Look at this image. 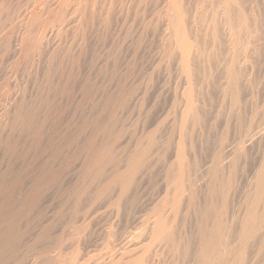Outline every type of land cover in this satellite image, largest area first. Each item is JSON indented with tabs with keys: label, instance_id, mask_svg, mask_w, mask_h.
Instances as JSON below:
<instances>
[{
	"label": "rangeland",
	"instance_id": "obj_1",
	"mask_svg": "<svg viewBox=\"0 0 264 264\" xmlns=\"http://www.w3.org/2000/svg\"><path fill=\"white\" fill-rule=\"evenodd\" d=\"M7 1L9 2V0H6V1L4 0V2H6V3H5V5H2L4 2H3V0L2 1L0 0V2H3V3H1V5L4 6V8H3V10H4L3 14L4 15L3 16H5V11L6 10L8 12L10 11L9 13H11V12L12 13H11L10 17L7 18L8 20H6V18H4L7 22L6 21L4 22V19L1 22V25L3 23H5V25L3 24L5 28H3V26L0 27V28H2L3 31H5L7 34L5 32H2V29H0L1 30L0 33H2V34H0V36L1 35L4 36V33L6 35H8V33H11V35L9 34L8 36L5 35L6 37L4 36L5 40L10 37L11 39H8V40L14 41V44H15L16 38L21 37V36H24V38H25V35H23V34H26V36H27L28 34L31 33L29 38H28L29 35L26 37V38H28L26 40V42L29 41V39L31 38V40H33V41L30 40L29 43H31L33 47L31 46V44H30V47H29L28 42H27L26 44L28 46L26 45L24 47V48H27V49L21 50V51L24 52V53H21L18 46L16 48L17 51L15 50L16 46L11 41V43H12L11 47L13 45L12 48L16 52L12 51L13 49L10 47L9 49H10L11 53H10L9 50H8L9 52L6 53V51L2 50V48H1V44L5 41L4 37L1 36L4 41L1 40V38H0V40H1L0 41V43H1L0 44V49H1L0 51H1V53L2 52L4 53L2 55L0 53V58H1L0 59V104H1L0 105V107H1L0 114L2 116H3V111L5 110V109L3 110L2 108H7V105H8L9 108H7V109H13L15 107L14 104L17 101H19V102L20 101L23 102L24 100L26 101V99L28 97L27 93L29 95V97H28L29 99H27L26 102H30L31 103L32 100L34 101V99H35V101L37 100V102L39 103L40 102L39 99L42 98L41 95L42 96L43 95L46 96V91L44 89L42 90V93L40 91L41 88H45L44 86H46L45 85L46 84L45 83V80H46L45 77L48 78L49 73L50 72L53 73V71H54V73L57 74V77H60V76L62 77V75L58 76V72L60 71V73H61V70H62L63 72L61 74L65 73V71H66L65 75L63 74V77L65 79V77H67V72L69 73L70 69H71V71L73 72L74 77L78 78V79L75 78L76 79L75 80V84H76L75 86H77V88H73L72 89V88H70V86H68V87H66V88H68L66 91H65L66 88H64V87H63L64 89L63 88L61 89V86H59V85H62V86L64 85L65 86V84H66V80H64L65 81V84H64L63 79H61L63 83L61 84V82H60L59 85H57L58 88L60 87L59 91H58L57 87L55 89L57 94H58V96H57V94L55 95V93H54L53 99L51 97L50 100H51L52 103L55 102V103H53L52 106H54L56 108L57 105L58 106L60 105L59 109H60V107H62L63 109H60V110L58 109V111H57V108H56V111L58 112L57 115H59V113H60L58 120H56L58 116L54 117L56 114H55V108L53 107L54 110H52V115L50 114L49 122H48L49 130H47V128H46L47 131H49L51 133V130L53 131L54 128L51 129L50 125H52V127H56L59 124L60 128L59 127L58 128L61 131L62 130L64 131V128H65L64 125H65V126H67L65 128V130H66L65 133L66 132L68 133L69 131L70 132H72V131L74 132V129L72 130V128L69 127V126H71L70 122H72V119L74 118L73 122L76 121V124H77V123H80V120H83V118H85V117H82L83 116L82 114H81L82 118L81 117L79 118V115H76V113L79 114V111L76 108V106L85 107V105H86L87 107H85L84 109H81V107L80 108L78 107L80 112L83 111V113H84L85 109H86V112L90 111V110H87L88 107H89V109H91V108L93 109L94 108L93 105L95 103V105H96L95 107L98 106L97 110H99L100 109L99 107L103 106L102 103L104 104L106 102L105 100L107 98H104V97L105 96L107 97V95L110 96L111 95L110 91H113L112 93L116 94L115 95L116 97L113 94L111 95V96L115 97V99L113 100L114 102L119 101V99L122 102H124V100H122V99L125 98V96L128 95L127 101L130 99L129 101L132 103V105H131L130 102L129 103H124V104H127L128 106L125 105L124 108L122 109L120 107H122L124 104L120 103L121 104L120 105L119 102H117V104L114 103V106H113V104H111L109 102H107L108 105L106 103H105L106 105L104 104V106H106V107L103 106L105 108V110L103 112L106 111L105 112L106 114L104 113L105 115H103V119H107L109 117V119H107V121L105 120L106 121L105 124H109L110 125L112 123V121H114L113 122L114 124H111V126L108 127V133H110V134L106 133V135L108 134L109 136H112V133H113V136H112V138L110 137L111 139L110 140L108 139V141L105 140L106 138H109L108 135H107V137H104V138L100 137L97 141L101 142V140L104 139L105 142L110 143L112 140H115L117 138L115 135H118V133H116V132L117 131L120 132L119 135H121L122 137L121 136L119 137V135H118V140H119L120 143H119V146L117 145L118 149H116L117 150L116 153L120 149L119 152H120V154H122L120 156H124L123 161H122V163H120V165L122 164L124 166V164L126 162V159H127L126 158L127 157L126 154H129V153H131L134 150V148L136 147V143L135 142H136L138 137H139L138 139L141 140V143H142L143 146H145V145L147 146L148 144H150V142H152L154 138L157 139V143L160 142L159 144L164 142V143H162V147H161V145L155 143V145L153 146L154 148H151L153 151L152 150H151L152 152L150 151L152 154L150 153L148 157H150L151 155H153V156L148 158L149 159L148 161L146 160L147 161L146 164H148L149 161L152 162V164H150V162H149V164H148L149 166H147V167H146V165L144 166V167L147 168V170H146V168H143L145 171L141 170L139 172L140 174L137 173V174H139L138 176L136 174L137 177L134 176L135 177L134 179H136V178H139V179H136V182H135V180L133 181L135 183V184H133L134 186L131 188V190L128 193L122 194L121 199L119 201L115 200V198L117 197V195L119 193L118 188H117L118 193L116 192V195H115V197L113 198L112 201L107 200L108 198L105 195L103 197L99 196L100 198L98 197V200L99 199L100 200L104 199L106 197L105 198V202H103L104 200H101V202H103L105 205L103 203H100V200L98 201L97 200V196L95 195V193H97V190H98V187H99V182L101 180H103L104 177L99 178L101 180L98 179L97 180L98 183L97 182H93L92 185L95 184V188H97V190L94 193V190H95V189L93 190L94 186L90 185L92 183V181H90L91 177L90 178H89V176L87 178L84 177L83 180L86 178V180H84V181L82 179L80 180L78 178L79 177L78 174H79L80 171L76 170V168L77 169L81 168L80 163L83 160V158L85 157L84 156L85 154L84 155H80V154H83V153L78 151V149L75 151V149L78 148L77 144H74L75 147H74V145H72L74 149L71 146L69 148H66L67 151H68V149H69V151L68 152L65 151V152H66V154L68 153V155H70L69 157H71V159L73 158L72 156H73L74 152H72L71 154L69 152L72 151V149L75 152L78 151L77 153H75L74 160L72 161L75 164L70 163L71 162L70 161L68 165H70V164L71 165L73 164V165L66 167L67 169L66 168L62 169L63 168L62 164L56 163L57 165H55V166L57 168H59V172L61 170H63V172H64V173L62 171L60 172V173H63L62 174L63 177L58 173V176L60 175L61 177L60 176L59 177L62 178V179L59 180V177H57L58 180L55 181V183L52 182L54 184H51V182H49V184L46 185L49 188L46 187L44 189V191H46V193H42L43 194L42 195L43 198L40 196L41 195L40 192H42L43 188L42 187L40 188V189H42L41 191L39 189V194H40L39 195V199L40 200L37 199V201H40V202L36 203L37 205H35V207H34L35 210L33 208L31 213L29 214V216L27 215V216H25V218L23 220H21V222H22L21 225H20L21 229L22 228H23L22 230L25 229L26 232H29L28 233L29 235H30V233L31 234H33V233L37 234V232L39 233V232H42L43 230H45L46 226H47V229L48 228H52L55 224H57V222H56L57 218L58 219L60 218L58 220L60 222H58V224L55 225L54 228H52V231H55V233L58 235L59 232H63V230H64L63 233L73 230V229H65V227H64L65 225L63 223V222H66L68 220V217L70 215H72V216L76 215L77 218H80L81 221L83 219L81 217L82 216L84 217L85 215H87V216H85V218L88 217V219L86 218L85 220L86 221L88 220V221L85 222V223H82V226L84 225L83 226L84 228L81 226V230H80V231H82L84 229L85 232L87 231V234L86 233H84V234H85V236L87 235L86 238H88V240L86 239L87 243L85 244L84 247H86V249L87 248H91V249H87V251H86V253H87L86 257L88 259H90V260L92 259L91 261H88L87 264L88 263L89 264H94V263L96 264V262L98 261V260H95V259H97L96 256L98 257V259H100L97 262V264H99V263L100 264H105L106 263L105 260L107 259L106 256H110L112 254V252L110 253V251L114 252V251H117V250H118L119 253L121 252L120 250H122V253L130 251L131 254L129 253V254H127V256L129 255V258H131L133 260L134 258L137 257V255L139 256V254H141V251L144 248L146 249L147 247H150V249H151L152 246H153L152 249H151L152 253L157 252L156 253L157 256H159L161 261H162V263H159V264H179V260H176L177 258H171V257H174V255H172L170 253V251L166 250L165 246H162L163 245L162 243H164V242H160L159 240L157 241L156 239H155L156 240L155 241L153 238L149 237V236H151L150 232L154 233V234L174 232V234H176L177 236L181 237V241L184 242L187 239V236H188L189 233H194L195 234V232H196V229H195V223H196V220H197L196 216L194 214H192L191 212H189V213L187 212V210H186V201L180 202V198L179 199H174V196L176 195V192L178 191L179 186L176 183H172V182L170 183L168 181V174H169L170 166L173 165L175 167V172L174 173L177 176V183L179 184V181H178L179 174L183 170L182 167L184 166V163H186L187 166H189L191 168V167L194 166L195 161H197V160L198 161L199 160L203 161V159H205L207 156H209L210 153L214 150L215 145L217 144L216 140L221 138L222 135L224 134V132L226 131V127L225 126H226V123L228 121H230V132H231L230 135L231 134L233 135V133H234L233 131H234L235 127L237 126V124L235 123L236 119L234 117V119H235V121H234L233 117H231V119L228 120V114H229V110L231 108V100H230V97L228 95L224 94L223 86L226 83V80H225V78H226L225 75L226 74H224V73H226L225 72V69H226L225 64L227 65L228 60H229V59H227L228 56H226V55H229V53H231L230 52L231 51V45L230 44H231V41H232L231 38H233V36H232L233 32L238 27L237 26L232 27V24L229 23V19L228 18H232V19L237 20V8L238 7H240L242 9V11L246 13L247 17H248V15L250 13L252 15H254L255 13L253 14L251 12V5H253V4H251L250 2L254 1V2H257L259 4V1H260V5H262V7L261 6H259V7L263 9L264 0L263 1L262 0H256V1L255 0H251V1L250 0H179L180 2H182L186 13L190 15V16L187 15V17H186V14H185L186 18H185V22H184L186 30H187V33H188V37L190 38V41L192 43L195 42V45L197 47V48L196 47L195 48L198 49L197 51H199V53H200V56H199L198 59L196 58V59H193L191 61V63L194 65V66L191 65V67H194L193 69H197V68L199 69V70L197 69L198 72H196L197 70H194V73H198V74L197 75L194 74L197 77L196 76H195L196 78L193 77L194 78V81H193V87L194 88L192 87V93H194L193 94L194 98L197 97L196 96L197 94L199 96V97L195 98V100L197 101L196 105L198 107L195 108L194 111H192V113H194V112L198 113L200 118L202 119V121L194 123L193 121H196V120L192 119V116H190L189 117L190 119L188 120L187 124L185 126H183L184 135H183L182 138H180L181 135L179 136V134H181V130L180 129L182 128V113H183L182 112V106L184 105L185 102L183 103L184 99L181 97V94L184 92V90L188 86V85H186V84H188L187 83L188 81L186 80L187 79V77H186L187 73L185 72L186 76H184L185 75L184 72L180 71L182 69H181V66H179L180 64H179L178 60L180 58L179 57L180 53L178 51L175 50L178 53L177 54L175 52V54H177L176 56L175 55H171V54H174V53H172V51L174 49H171V51H169V53H166L167 51H164L165 50L164 48L167 46V44H169V42H172L174 40H179L180 41L182 39V37H180L181 35H179V25H178L179 22L177 21L179 13L181 12L180 11V7H177L176 4L174 2H172V0H168L167 3H164V0H51V1L50 0H44V1L43 0H24V1L23 0L22 1H20V0L19 1L18 0L17 1L10 0L9 3ZM39 1H41L42 3L39 2ZM48 2L50 4V7H48ZM13 3H14L15 6L12 5ZM63 3H65V6L63 5ZM261 3H263V4H261ZM7 4L10 5V6H8ZM19 4H21L20 5L21 7L19 6ZM44 4H45V6L47 4V6H46L47 8L43 7ZM167 4H169V5H167ZM6 5L8 7L5 10ZM17 5L19 7H16ZM37 5H40L43 8L40 9V7L37 6ZM60 5L62 6V8H61ZM76 5L79 6V7H77ZM11 6H12V8H11ZM33 6H34V8H33ZM56 6H58V9L60 11L57 9ZM80 6H81V8H80ZM84 6L86 7V9H85ZM23 7H24V9H23ZM30 7H31L32 10L30 9ZM53 7H54V9H53ZM44 8H46V9H44ZM48 8H49V10H48ZM10 9H12V11ZM79 9L81 10V12H80ZM262 9H260V10H262ZM13 10H15V12ZM26 10L28 11V13L26 12ZM86 10H87V12H86ZM105 10H106V12H103ZM16 11H17V13H16ZM40 11H41V14H40ZM56 11H59V14L55 13ZM255 11L257 12V10H255ZM23 12L26 15L30 14V13L33 14L35 22L41 23L42 26H39L37 24L36 27H38V29H36L35 26L33 27V25H32V28L34 29V31H33V29H30V30L33 31V32H31L30 30H29L30 32L29 31L27 32V30H24V29H26V28H24L25 25H23L24 27L20 26L21 20L24 17H27ZM33 12H35V13H33ZM36 13L39 14V15L37 16ZM43 13H44V15H42ZM102 13H103V15H102ZM12 14H15V15H12ZM22 14H24L25 16L22 15ZM74 14H75V16H74ZM110 14L112 15V17L110 16ZM69 15H71V16H69ZM92 15H94V17L97 20H95V18H93ZM20 16H22V18ZM35 16L37 18H35ZM40 16L43 17L42 18L43 21L42 22L36 21V19L39 20ZM51 16H52V18H51ZM59 16L60 17L63 16V17L60 18ZM85 16L87 18H84ZM107 16H108V18L109 17H111V18L108 19ZM17 17H19V19H21V20L19 21V19ZM45 17L46 18L49 17V18L46 19ZM70 17H71V19H70ZM89 17H92V20ZM251 17H254V16H251ZM50 18L51 19L55 18V19L51 20ZM44 19H45L46 22L44 21ZM67 19H69V20H67ZM83 19L86 20V22L90 19L91 21H94L95 23H93V22H91L89 20L91 25L89 24V22H87V23L85 22V25H84V23H83L84 20ZM106 19H108V20H106ZM187 19H189V20H187ZM190 19H192V21H190ZM49 20L53 21L54 23H52ZM104 20H106L108 22H106ZM193 20H195V24H194ZM235 20H233V21H235ZM74 21L77 24L76 25L74 23L75 26L73 24ZM44 22L49 27H47V26H45L46 28L43 27L45 25ZM97 22H99V23L96 24ZM11 23H12V25H11ZM28 23H29V21H28ZM32 23H33V21H32ZM81 23H83V25L85 27L88 26V25L89 26L86 29L83 25H80ZM105 23H108V24H105ZM215 23H217V25H218V31L215 28ZM18 24H19L20 27L18 26ZM24 24L27 25V23H24ZM33 24H35V23H33ZM50 24H51V26H50ZM53 24L56 27L53 26ZM67 26H70V27H67ZM76 26L77 27L79 26V27L77 28ZM102 26H104V27H102ZM12 27L14 29L15 28L16 29L14 30ZM51 27H52V29L54 31L49 29ZM92 27H94V28H92ZM57 28L59 30H57ZM80 28L82 29V31H81ZM96 28H98V29H96ZM11 29H12V31H11ZM19 29H22L21 31L23 33L22 32L20 33ZM46 29L49 30V31H47ZM18 30H19V32H18ZM66 30H67L66 33L68 35L66 33H63ZM38 31H39V33H38ZM59 31H60L61 34L62 33L63 34L61 35L59 33ZM75 31H77V32L75 33ZM107 31H108V33H107ZM44 33H45V35H44ZM90 33H91V35H90ZM18 34H20L21 36L18 35ZM55 34H57V35H55ZM59 34H60V36H59ZM263 34H262L261 37L264 36ZM12 35H13V37H15V36L16 37L13 38ZM48 35H50V36H48ZM85 35H87V36H85ZM44 36H46V37H44ZM73 36H74V38H73ZM76 36L79 37V38L82 36L80 38V41L78 40L79 38H77ZM83 36L87 37V38L85 39V38H83ZM48 37L50 38V40L52 39L51 42H50ZM36 38L38 39V41H37ZM41 39H42V41H41ZM70 39H72V40H70ZM230 39H231V41H229ZM263 39H264V37H263ZM263 39H262L261 42H263ZM67 40L70 43H68ZM35 41H37L40 46H38L37 42H35ZM32 42H34V43H32ZM83 42H85L86 45ZM261 42L259 41L258 44L261 43ZM35 43H36V45H35ZM67 43L69 45H67ZM72 43H73V45H72ZM33 44L35 45V47H37L38 50L34 47ZM53 44H54V46H53ZM45 45H47V46H45ZM71 45H72L73 48L71 47ZM228 45L230 47H228ZM41 46L42 47L45 46V47L42 48ZM70 47H71V51L69 50ZM32 48H33V50H32ZM195 48H194V50H196ZM227 48L228 49L230 48V50L226 51ZM3 49H7V48H5L3 46ZM28 49L31 51V53L28 51L29 54L27 53ZM47 49H48V51H47ZM263 49H262V52H261L263 54L262 55H257V56H260L258 60L255 58L256 57L255 55H253L255 57L252 56L253 58H255V59L252 58L253 60H255V64H257L256 66L255 65L254 66L257 68V66L259 64V66L257 68L258 70L255 67H253V65H250V67L248 66L249 68L252 67V71H251V69L249 70V68H248V72H246L244 74L243 80H242V85H243L242 89H245V91H246V94H245V91H244V94H245V97H247V99L249 100V102H247L249 108H250V105L252 104L251 101H253V102L255 101L254 103L258 102L260 104H264V101H262V99L264 98V64H263L264 61H262V59H261V62H260L261 56L263 58V55H264V50ZM41 50H43V51H41ZM33 51H35V52H33ZM51 52H53L55 54H53ZM67 52H68V54H66ZM72 52L74 53V55L77 53V55H75V57L77 56V58L74 59V55H72L73 54ZM82 52H85V53H82ZM164 52H165V54H164ZM226 52H227V54L225 55L226 56L225 57L224 53H226ZM25 53H27L28 55L25 54ZM60 53H62V54L60 55ZM5 54L6 55L10 54L11 56L10 55L9 56L8 55L5 56ZM23 54L26 55L27 57L28 56L29 57L25 58L26 56H24ZM31 54H33L34 56H32ZM82 54H83V57H82ZM163 54L166 55V56H164ZM169 54H170L171 57L169 56ZM14 55L18 56V57L23 55V56L20 57L22 60L20 58H19L20 59L19 60L18 57L15 58ZM53 55H56V56H53ZM68 55H69V58L67 57ZM70 55L73 56L74 60L71 58L72 56L70 57ZM163 56L166 57V58L169 57L170 60H168L169 58L165 59ZM173 56H175V57H173ZM3 57H4V59H3ZM54 57H55L56 60H55V62L53 64L51 61L54 59ZM63 57L65 59H63ZM66 57H67L68 60L72 59L71 63L70 62L68 63L69 65L67 64L68 60L66 59ZM224 57L227 60H225ZM23 58H25V59H23ZM36 59H38V60H36ZM47 59H49V60L51 59V61H49ZM59 59H61L62 61H60ZM2 60H5V61H2ZM33 60H34V63H32ZM95 60H97L100 64L97 61H95ZM263 60H264V58H263ZM74 61H75V64H74ZM83 61H85V62H83ZM256 61L259 62V63H256ZM56 62H57V64H56ZM78 62L80 64H78ZM174 62H176V63H174ZM24 63H25V65H24ZM38 63H40V65ZM60 63L61 64L66 63L71 68H68V66L66 67V64L63 66ZM94 63H95V65H94ZM16 64H18V65H16ZM34 64H36V65L34 66ZM51 64H52L53 69L50 66ZM101 64H103V65H101ZM105 64H106V66H105ZM169 64H170V66H169ZM175 64H176L177 67L175 66ZM200 64H203V66L200 65ZM15 65L18 66V67H15ZM80 65H81V68H80ZM204 65L206 66V69L204 68ZM39 66H40V69H39ZM60 66H62V67H60ZM73 66H75V68ZM103 66H105V67H103ZM35 67H36V69H35ZM64 67H66V69ZM76 67L77 68L79 67L80 70H82V71H80V73H79V70L77 71ZM200 67H202L203 70ZM30 68L33 69V70H31ZM253 68H255V69H253ZM44 69H46V70H44ZM50 69H52V70H50ZM56 69H57V72H55ZM72 69H74L75 71L72 70ZM37 70L38 71L40 70L39 72H41L42 74L45 75V77H44V75H42L40 73H36L37 77L38 76L40 77V75H41V78H39V77L38 78L40 80L42 79L43 80V81L41 80L42 82L40 80L38 81V78L36 77V74H33L35 72H38ZM67 70H69V71H67ZM46 71H48V72H46ZM91 71H94V72H91ZM177 71L179 73H177ZM201 71H203V72H201ZM205 71H206V73H204ZM255 71H257V72H255ZM72 72H70V73L72 74ZM76 72L78 73V75H77ZM180 72H181V74H180ZM253 72H255V73L253 74ZM81 73H83V74H81ZM91 73H92V75H91ZM99 73L101 74V76H100ZM182 74H184V75H182ZM201 74H203L204 76L208 75L209 77L205 76V78H206L205 79V78H203L204 77L203 75L201 76ZM178 75H182L181 77L179 76L180 78H182V77L185 78V79H183V78L181 79V81H183V83L180 81ZM86 76L88 78H86ZM198 76H200V77L198 78ZM34 77H36V78H34ZM82 77H83V80L86 78L84 80V81H86V83L89 81V85L88 86H89V88L91 87L92 89L90 91L88 90L89 93H90V94H88V96L80 98L81 93L76 91V89H78L79 85L83 84L82 82H84V81H82ZM92 78H94L96 80V82ZM208 78H209V80H208ZM34 79L35 80L37 79V80L35 81ZM89 79L91 80V82H90ZM195 79H196V81H195ZM184 80H186V81H184ZM76 81H77V83H76ZM153 81H155V82H153ZM39 82H41V83L39 84ZM46 82H47V80H46ZM185 82H186V84H185ZM246 82H247V84L249 85V88L252 91H250V89L247 88L248 86L246 85ZM97 83H98V85H97ZM41 84H42V86H41ZM91 84H94V85H92L93 87L91 86ZM101 84H102V86H101ZM145 84L147 85V87H146ZM37 85H38L39 91H36ZM54 86H56V85H54ZM148 86L150 88L151 87L152 88L150 89ZM89 88H87V89H89ZM117 88H119V89H117ZM133 88H135V89H133ZM26 89H28V90H26ZM60 89H61V91H63V92L65 91V92L61 93ZM74 89H75V91H74ZM136 89H137L138 92L140 91V93H141V94L138 93L139 96H141L142 94L145 95V96L143 95L144 96V101L141 100V99H143V96L139 97L138 94H137V91H136V93H133V90H136ZM125 90H128V91H125ZM142 90H143V93H142ZM24 91L27 92V93H25ZM30 91H32V92H30ZM101 91H102V93H101ZM103 91L106 94L103 93ZM22 92H24V93L21 94ZM35 92H37V94H35ZM93 92H95V93H93ZM119 92L121 94H127V95H124L122 97V95L119 94L121 96V98H122L121 99L118 96ZM128 92L130 93V95H131V92L133 93V95H137V96H135V99H132L131 96H133V95L129 96ZM31 93H32V95H31ZM97 93H99V94H97ZM108 93H110V95ZM75 94H77L79 96H77ZM148 94H149V96H148ZM155 94H156V96H155ZM21 95H22V97H21ZM36 95H39L40 98L38 96H36ZM63 95H65V96H63ZM34 96H35V98H34ZM45 96L43 97L44 99L42 98L43 100L46 99ZM94 96H95L96 99L94 98ZM99 96H102V98L104 100L101 97H100L101 100H98V99H100ZM151 96L153 98H151ZM251 96L253 97V99H252ZM19 97H20V99H19ZM24 97H26V99ZM78 97L81 100H83L82 103H79L81 101H80V99H77ZM88 97H90L89 99H91V100L94 99L95 102L92 104V101L87 99ZM117 97L119 99L116 100ZM173 97H177V98L180 97L181 99L178 100L177 98L175 99ZM32 98H34V99H32ZM56 98H58V101H57ZM133 98H134V96H133ZM136 98H137V100H138V98L140 99V100H138L139 102L136 100ZM14 99H15V101L17 99L18 100L15 102ZM42 99H41V102H44ZM131 99H132V101H131ZM155 99H156V102H155ZM52 100H54V101H52ZM148 100H150V101H148ZM175 100H176V104H175V102H173ZM59 101H61L62 105H61V103L58 104ZM88 101L89 102L91 101L90 103L92 105ZM11 102H12V104L10 105ZM13 102H14V104H13ZM26 102H25V104H26ZM56 102H58V103L56 104ZM137 102L138 103L142 102V106H141V104H140V106H137L136 105ZM156 103H157V105H156ZM54 104H56V105H54ZM88 104H90V105L88 106ZM97 104H99V105H97ZM115 104H116L117 108H116ZM181 104H182V106H180ZM26 105H29V104H26ZM10 106H12V107H10ZM107 106L109 108H110V106H112L110 108L112 110L110 111L109 108L107 109ZM130 106H131V108H130ZM66 107L67 108L69 107V108L67 109ZM113 107H115L117 110L113 109ZM118 107H119L120 110L122 109L123 111L122 110L120 111L118 109ZM151 107H153L154 109L151 108ZM65 108L67 109V111H66ZM155 108H158V110L157 109L155 110ZM92 109H91V113H92ZM124 109H125V111H124ZM68 111L70 113V116H69ZM72 111L76 112L75 113L76 116L73 115L74 113ZM146 113H148V114H146ZM109 114H111L112 116L109 115ZM1 115H0V117H1L0 123L2 124V120L4 119V117H2ZM113 115H114V118H113ZM51 116L54 119H52ZM61 116H63V117H61ZM118 117L121 118V119H119ZM68 118H69L70 121L68 120ZM110 118L111 119L113 118V119L111 120ZM125 118H126V120H123ZM60 119H62V120H60ZM78 119H79V121H77ZM52 120H54V121L56 120V121L54 122ZM66 120H68V121H66ZM127 120H128V122H127ZM144 120L147 121V124L149 123V125H150V127H147L148 129H146V125L147 124L145 125L146 122ZM151 120H154V123L157 121V123H155V124L153 123L154 125H151L152 122H153ZM51 121L53 122V124L55 123L54 125H56V126L51 124L52 123ZM57 121H59V122H57ZM116 122H118L119 125ZM150 122H151V124H150ZM115 123L118 126H120V127L118 128V126H116ZM142 123L144 124L145 127L143 126ZM62 124H64L63 125L64 128H62ZM112 125H114V127L116 126L115 128H118V129L115 130V132L113 130L114 127H112ZM138 126H139V128H138ZM142 126L144 127V129L141 130V128H143ZM72 127H73V125H72ZM120 129H121V131L123 130L124 132L123 131L121 132ZM153 129H155V130H153ZM0 133H2V132H0ZM61 133H64V132H61ZM88 134H84V137H82L83 136L82 135L81 139H86ZM0 135H1L0 136V140L3 139V136L6 137V135H4V134H0ZM127 135H129V136L127 137ZM114 137H115V139H114ZM128 138H130V139H128ZM204 138H205V141H203ZM208 141H209V145L206 144ZM180 142H181V144H180ZM125 143H126L127 146H126L125 150L122 151L123 150L122 148L125 147L124 146ZM178 143L180 145H182V148H183V151L180 154L181 158H183V161H181L180 157L177 155V152H178L177 150L179 148L178 147ZM121 144H122V146H121ZM158 147H160L162 151ZM1 149L2 148H0V150ZM157 149H159V151ZM249 150H250V146H248V149H247V159L252 157V155L250 156L251 150L250 151ZM2 151L3 150H1L0 155L1 154L3 155ZM121 151L123 153H121ZM119 152H118V154H119ZM248 152H249V154H248ZM2 155L0 156V162H1V158H3ZM77 155L79 157H76ZM27 157H25V158L27 160H29V161H27L23 156L17 157V159L14 161L15 169H17V170L19 169L20 170L21 169L20 167H22L23 172L26 171V173H27V174L24 173L25 174L24 175L25 179H23L24 183L25 182L27 183V184L23 183L25 188H26V186L31 184L36 178L39 177L38 176L39 175L38 171L36 169H33L32 165L30 163V161H31L30 156H27ZM21 158H23L24 160H21ZM5 159L8 160V158H5ZM20 160L21 161H27V163L25 162V165H24V162H22L23 165H24L23 166ZM75 160H77V161L81 160V161L78 162V165H80L79 167L77 165V167L75 168L76 162H77V161L74 162ZM40 161L42 162L43 160L40 159ZM15 162H17V163L15 164ZM243 163H245L244 166L246 165V167H247V163L244 162V160H243L242 161V166H240L242 169L239 168V171H238L240 174H241V172H243V171H240V170H243V167H244ZM20 164H21V166H20ZM17 165L20 166V167H18ZM122 165H121V167H122ZM150 165H151V167H150ZM26 166H27V168H26ZM0 167H1V170H3V168H5V166H3V165H0ZM70 167H72V169ZM109 168H111V166H109ZM22 169H21V171H22ZM27 169L31 170V174H30L29 170L27 171ZM68 169H70V170H68ZM64 170H66V171H64ZM72 170H73V172H72ZM34 172H36V173H34ZM26 175L28 177H26ZM70 175H71V177H70ZM212 175H213L212 172L209 173V177H208L209 179H208L207 182H209L211 180ZM68 176H69V178H68ZM220 176H221L222 181L227 183V181L229 179V175L226 172H224V173H220ZM240 176L241 175L238 176L239 178L234 183V186L231 189V192L229 193V194H233V198L229 196L230 197L229 200L231 202V206L234 207V208H232V210L229 211L230 212L229 216H230L231 213H233V210L235 209V207L237 205V203L235 204V202H236V200L238 198L237 191H239ZM143 177H145V179ZM105 178H106V176H105ZM72 179H75L76 181L77 180L78 181L80 180V181L76 182L74 180L75 181L74 182ZM87 179H89L88 182L90 184L87 182ZM29 181H32V182L30 183ZM58 181H61V183L58 182ZM72 181L74 183H76L75 185L76 186L78 185L81 188V190H83V191H81L78 188H76V186L74 185V183ZM82 181H83V183L87 182L86 184L84 183L86 187L89 185V190H88V187L86 188L87 189L86 190L87 194L84 193L85 192V190L83 189V188H85V187H83L84 184L80 183ZM207 182L205 184H204V181L199 182L200 187L198 186V189H197L198 190L197 191L198 192V196H199V202H201V201L203 202V201H206V200L209 199ZM52 185H54V186H52ZM81 185H83V186H81ZM90 186L92 187L91 190H90ZM44 187H45V185H44ZM47 189H48V192H47ZM114 189H116V188H114ZM87 191H89L91 193L88 195L89 192H87ZM44 194H46V195L44 196ZM22 195H24V194L22 193ZM234 195H236L235 196L236 199L234 198ZM82 196L85 199V200L83 199L84 203H83V201H81ZM85 196H87L88 199L85 198ZM95 196H96V198H95ZM52 197H54V198H52ZM76 197H78L77 198L78 200L81 198L79 200V202H77V199L75 201ZM86 199H87V201H86ZM231 199H233L235 201L234 202L232 200L234 202L235 206H234L233 202L231 201ZM14 200H16V199L13 198V202H14ZM20 200L15 201V203H17V205H18ZM88 200H89L90 204L87 203ZM94 201L98 202V203H96V205H97L96 207H95V202ZM47 203H49V204L47 205ZM74 203H77V204H74ZM78 203L80 204V206L82 205L81 206L82 209L79 208L80 206L78 205ZM86 204H89V207ZM91 204L94 207H90ZM74 205H75L76 208L79 206L77 209H78V211L80 209L79 213H82L81 214L82 216H80L78 214V212L75 214L77 209L76 208H75L76 210L74 209ZM84 206H85V209L83 208ZM231 206H230V208H231ZM91 208H93L94 211H92ZM96 208H98V209H96ZM41 209L44 211V214H43V211ZM83 209L84 210L88 209V211L90 210L91 211V215H89L90 213L88 214V211H86L87 214L84 215V210ZM70 210H71V213H70ZM74 210H75V212H74ZM72 213H74L75 215L72 214ZM36 214H37V216H36ZM38 216H39V218H38ZM72 216H70V217H72ZM229 216H227V218L225 220V226H226L227 230L234 224L233 222L236 221L233 218H231L232 214H231L230 217ZM30 217L33 218V220ZM45 217H47V218H45ZM65 219H66V221H65ZM47 221H48V223H47ZM49 221H51L50 224H49ZM34 222H35V224H34ZM42 222H43V225H42ZM39 223L41 224V227H40ZM51 223H52V225H51ZM79 223H80V221L78 222V224ZM48 225H50V226H48ZM42 227H44V228H42ZM50 231H51V229H50ZM108 233H110V234H108ZM125 234H127V235H125ZM139 234L142 235V236H140ZM57 235H54V236L56 237ZM59 235L63 236L64 234L60 233ZM114 235H115V237H114ZM132 235H133V237L131 239ZM88 236H90V237H88ZM125 236H126V238L128 240L125 239ZM112 237H114V240H113ZM135 237L138 238V239L135 240ZM64 238H66V236L65 237L63 236V240H64ZM89 238H90V240H89ZM116 238H118V240H116ZM101 239L102 240L105 239V240L102 241ZM110 239H112V240H110ZM151 239H153L154 241H152ZM94 240H96L98 242L96 243V241H94ZM142 240H143L144 243L142 242ZM149 240L152 241L153 243L149 242ZM89 241H90V246L91 247L89 246ZM92 241H93V243H92ZM106 241L109 242V243H107ZM126 241H128L129 245H127V243L125 244ZM131 241L132 242L135 241L134 242L135 245ZM155 242H157V243L160 242V244L158 245ZM150 243H151V245H150ZM130 244H133V245H130ZM137 245H139V247ZM131 246L132 247L133 246H135V247L137 246L138 247V248L136 247V249H135V247H133L132 252L133 251L135 252L136 250H138L137 252L134 253L135 255H133L131 250L126 249L127 247L129 248ZM94 247H95V249H94ZM97 247L99 248V250H98ZM123 247H126V248H123ZM162 247L165 250H163ZM139 248H141L140 249L141 251H139ZM124 249L126 251H124ZM74 250H73V252H76ZM106 251L107 252L109 251V253H107ZM164 251H166V252L168 251L167 252L168 254L166 252L164 253ZM138 252H140V253H138ZM98 253H101V254H98ZM108 254H110V255H108ZM166 254H167V256H166ZM88 255H89V257H88ZM130 255L131 256L133 255V258ZM127 256H126V258H128ZM99 257L104 258V259H101ZM166 257H168V258H166ZM129 258L127 260H131ZM163 258H164V260L166 262L163 260ZM176 261H178V262H176ZM180 264H183V263L180 261ZM260 264H264V261L261 262Z\"/></svg>",
	"mask_w": 264,
	"mask_h": 264
},
{
	"label": "bare ground",
	"instance_id": "obj_2",
	"mask_svg": "<svg viewBox=\"0 0 264 264\" xmlns=\"http://www.w3.org/2000/svg\"><path fill=\"white\" fill-rule=\"evenodd\" d=\"M2 1V0H1ZM6 1V0H5ZM14 1V0H13ZM17 1V0H15ZM19 1V0H18ZM22 1V0H20ZM24 1V0H23ZM44 1V0H43ZM51 1V0H50ZM168 0H164V3H167ZM251 1V0H250ZM249 1V2H250ZM256 1V0H255ZM263 1V0H262ZM261 1V2H262ZM4 2V0H3ZM0 2V27L5 25V23H3L1 25V22L3 21L4 18H6V20H8L7 18L10 17L11 13H9L6 9L8 6L10 5H6V8H5V16H3V8L4 6L2 5H5L6 2ZM8 2V1H7ZM10 2V0H9ZM8 2V3H9ZM38 2V1H37ZM41 2V1H39ZM46 2V1H45ZM53 2V1H52ZM66 2V1H65ZM172 2H174L176 4L177 7H180V13H179V16L177 18V21L179 22L178 25H179V35H181L180 37H182V39L179 41V40H174L172 42H169V44H167V46L164 48L165 50L164 51H167L166 53H169V51H171V49H174L172 51V53L174 54H171V55H177L178 53L176 51H178L180 53V58H179V66H181V69L180 71H183L184 74L185 72L187 73V76L186 74H182L184 76L187 77V83L185 82L187 86V88L184 90V92L181 94V97L184 99L183 103L184 105L182 106V104L180 106H182V128L180 129L181 130V134H179L180 138L183 137L184 135V130H183V126H185L188 122V120L190 119L189 117L192 116V119L196 120V121H193L194 123L195 122H200L202 121V119L200 118L199 114L194 112L192 113V111H194L195 108H197L198 106L196 105V100L195 98L199 97L198 94L196 95L197 97L194 98V93H192V87H193V81H194V78H196L197 74L198 73H194V70H197V69H193L194 67H191V65H193L191 63V61L193 59H198L199 56H200V53L199 51H197L198 49H196V45H195V42L192 43L190 41V38L188 37V33H187V30H186V27H185V18L187 17V14L185 9H184V6L182 4V2H180L179 0H172ZM248 2V3H249ZM253 2V3H252ZM250 2L251 4V12L254 14L252 15L251 13L248 15H246L245 12L242 11V9L240 7L237 8V20L235 19H232V18H228L229 19V23L232 24V27L234 26H237L238 28L233 32V38L232 41L231 39L229 41H231V53H229V55H226V53H224V56H228L227 59L228 60V63L227 65L225 64L226 66V69H225V72L224 74L225 75V80H226V83L225 85L223 86V92L224 94L228 95L230 97V100H231V108L229 110V114H228V120L231 119V117H235L236 119V124L237 126L235 127L234 129V133L233 135L231 134L230 135V121H228L226 123V131L224 132V134L222 135L221 138H219L218 140H216V145H215V148L214 150L210 153L209 156H207L205 159H203V161L201 160H197L195 161V164L193 167H189L187 166L186 163H184V166L182 167V172H180L179 174V184L177 183V176L175 175V167L173 165L170 166V170H169V174H168V181L171 183H176L178 186H179V189L178 191L176 192V195L174 196V199H179L180 198V202L182 201H186V210L187 212H191L192 214H194L197 218L196 220V223H195V229H196V232L195 234L194 233H189L188 236H187V239L182 242L181 241V237L177 236L176 234H174V232H169V233H160V234H154V233H151V236H149L150 238H153L154 240L156 239L157 241L159 240L160 242H164L162 243L163 245L162 246H165V249L170 251V253L172 255H174V257H171V258H177L176 260H179V264H180V261L183 263V264H260L261 262L264 261V104H260L258 102L254 103L253 101H251V105H250V108L248 106V103L249 100L247 99V97H245V94H246V91L245 89H242L243 88V85H242V80H243V76L246 72H248V68L250 67V65H253V67H255L257 64H255V60L253 59H259L260 56H257V55H262L263 53L262 52V49L264 48V39L262 36V34L264 33V7L263 9L260 8L259 6L262 7V5H260V1H259V4L257 2H254L252 1ZM1 3H3L1 5ZM20 3V2H19ZM42 3V2H41ZM54 3V2H53ZM17 4V3H16ZM22 4V3H21ZM19 4V6L21 5ZM38 4V3H37ZM263 4V3H261ZM14 5V3L12 4ZM32 5V4H31ZM62 5V4H61ZM60 5V6H61ZM63 5L65 6V3H63ZM62 5V6H63ZM71 5V4H70ZM169 5V4H167ZM15 6V5H14ZM18 5L16 7H19ZM41 8L43 7H46L45 4L43 7H41L40 5H37ZM54 6V5H53ZM61 6V8H62ZM68 6V5H67ZM72 6V5H71ZM77 6V5H76ZM21 7V6H20ZM48 7H50V4L48 2ZM57 9H58V6H56ZM79 7V6H77ZM76 7V8H77ZM85 7V6H84ZM83 7V8H84ZM10 8V7H9ZM12 8V6H11ZM26 8V7H25ZM34 8V6H33ZM47 8V7H46ZM44 8V9H46ZM81 8V6H80ZM262 10H260V9ZM16 9V8H15ZM24 9V7H23ZM31 9V7H30ZM37 9V8H36ZM54 9V7H53ZM56 9V10H57ZM70 9V8H69ZM86 9V7H85ZM12 11V9H10ZM29 10V9H28ZM32 10V9H31ZM49 10V8H48ZM59 10V9H58ZM80 10V9H79ZM257 10V12L255 11ZM15 12V10H13ZM37 11V10H36ZM42 11V10H41ZM41 11H40V14H41ZM45 11V10H44ZM47 11V10H46ZM60 11V10H59ZM59 11H56L55 13H58L59 14ZM63 11V10H62ZM67 11V10H66ZM78 11V10H77ZM255 11V12H254ZM26 12L28 13V11L26 10ZM31 12V11H30ZM74 12V11H73ZM79 12V11H78ZM81 12V10H80ZM87 12V10H86ZM85 12V13H86ZM102 12V11H101ZM103 12H106L103 11ZM229 12V11H228ZM17 13V11H16ZM15 13V14H16ZM21 13V12H20ZM24 13V12H23ZM32 13V12H31ZM25 14L27 17H24L22 20L19 19V17H17L19 19V21L21 20V24L20 26H23L25 25L24 30H27V32L30 30V29H33L32 28V25L33 27L35 26L36 29H38L37 24L39 26H42L41 23H38V22H35V19H34V15L33 14ZM35 13V12H33ZM38 13V12H37ZM36 13V14H37ZM51 13V12H50ZM72 13V12H71ZM75 13V12H74ZM95 13V12H94ZM109 13V12H108ZM15 14H12V15H15ZM22 14V15H24ZM52 14V13H51ZM54 14V13H53ZM64 14V13H63ZM185 14H186V17H185ZM24 15V16H25ZM39 14H37L38 16ZM44 15V13L42 14ZM55 15V14H54ZM103 15V13H102ZM19 16V15H18ZM50 16V15H49ZM53 16V15H52ZM51 16V18H52ZM65 16V15H64ZM71 16V15H69ZM68 16V17H69ZM75 16V14H74ZM91 16V15H90ZM93 18L94 15H92ZM110 16L112 17V15L110 14ZM190 16V15H189ZM251 16H254V17H251ZM12 17V16H11ZM15 17V16H14ZM22 18V16H20ZM41 17V16H40ZM39 17V20L36 19V21H39V22H42L43 21V17L40 18ZM54 17V16H53ZM56 17V16H55ZM58 17V16H57ZM60 17V16H59ZM63 17V16H62ZM60 17V18H62ZM73 17V16H72ZM111 17L107 18L110 19ZM35 18H37L35 16ZM46 18V17H45ZM49 18V17H48ZM46 18V19H48ZM50 18V19H51ZM83 18V17H82ZM84 18H87L86 16ZM91 20H92V17H89ZM105 18V17H104ZM189 18V17H188ZM15 19V18H14ZM34 19V20H33ZM55 19V18H53ZM51 19V20H53ZM71 19V17H70ZM81 19V18H80ZM89 19V20H90ZM103 19V18H102ZM106 19V20H108ZM4 19V22L6 21ZM16 20V19H15ZM41 20V21H40ZM49 20V21H51ZM59 20V19H58ZM69 20V19H67ZM82 20V19H81ZM84 20V19H83ZM88 20V19H87ZM89 20L87 22H89ZM90 20V21H91ZM95 20H97L95 18ZM104 20V21H106ZM189 20V19H187ZM186 20V21H187ZM235 20V21H233ZM18 21V20H17ZM29 21V23H28ZM35 23L33 24L32 23ZM45 21V19H44ZM72 21V20H71ZM80 21V20H79ZM103 21V20H102ZM190 21H192V19H190ZM194 21V24H195V20ZM7 22V21H6ZM15 22V21H14ZM46 22V21H45ZM44 22V26H47V24ZM52 23H54L53 21H51ZM77 22V21H76ZM82 22V21H81ZM85 22L86 20H84V25H85ZM86 22V23H87ZM93 23H95L94 21H91ZM108 22V21H106ZM18 23V22H17ZM24 23H27L24 24ZM62 23V22H61ZM75 23V21L73 22V24ZM78 23V22H77ZM83 23H81L80 25H83ZM92 23V24H93ZM99 22H97L96 24H98ZM16 24V23H15ZM68 24V23H67ZM76 24V23H75ZM74 24V26H75ZM90 24V22H89ZM105 24H108V23H105ZM189 24V23H188ZM12 25V23H11ZM14 25V24H13ZM77 25V24H76ZM83 25V26H84ZM87 25V24H86ZM91 25V24H90ZM94 25V24H93ZM10 26V25H9ZM19 26V24H18ZM19 26V27H20ZM51 26V24H50ZM53 26H55L53 24ZM52 26V27H53ZM59 26V25H58ZM89 26V25H88ZM88 26H84L86 29ZM95 26V25H94ZM99 26V25H98ZM105 26V25H104ZM102 26V27H104ZM8 27V26H7ZM16 27V26H15ZM49 27V26H47ZM51 29L52 31H54L53 29ZM56 27V26H55ZM67 27H70V26H67ZM77 27V26H76ZM79 27V26H78ZM77 27V28H78ZM101 27V26H100ZM99 27V28H100ZM9 28V27H8ZM11 28V27H10ZM13 28V27H12ZM17 28V27H16ZM15 28V29H16ZM46 28V27H45ZM44 28V29H45ZM75 28V27H74ZM83 28V27H82ZM84 28V29H85ZM94 28V27H92ZM215 28L217 29L218 31V25L217 23H215ZM2 29V28H0ZM14 29V28H13ZM14 29V30H15ZM43 29V28H42ZM70 29V28H69ZM81 29V28H80ZM90 29V28H89ZM98 29V28H96ZM101 29V28H100ZM99 29V30H100ZM105 29V28H104ZM20 30V33L22 32L21 30L22 29H19ZM18 30V32H19ZM40 30V29H39ZM47 30V29H46ZM57 30H59L57 28ZM61 30V29H60ZM65 30V29H64ZM75 30V29H74ZM102 30V29H101ZM100 30V31H101ZM108 30V29H107ZM1 31V30H0ZM12 31V29H11ZM31 31V30H30ZM29 31V32H30ZM34 31V29H33ZM31 31V32H33ZM36 31V30H35ZM49 31V30H47ZM62 31V30H61ZM79 31V30H78ZM82 31V29H81ZM88 31V30H87ZM103 31V30H102ZM109 31V30H108ZM107 31V33H108ZM2 32H5L3 31L2 29ZM67 30L63 33H66ZM69 32V31H68ZM77 31H75L76 33ZM85 32V31H84ZM105 32V31H104ZM263 32V33H262ZM6 33V32H5ZM4 33V36L7 34ZM15 33V32H14ZM23 33V32H22ZM39 33V31H38ZM60 33V31H59ZM62 33V34H63ZM74 33V32H73ZM81 33V32H80ZM87 33V32H86ZM85 33V34H86ZM96 33V32H95ZM94 33V34H95ZM182 33V34H181ZM2 34V33H0ZM11 35V33H8V35ZM53 34V33H52ZM61 34V33H60ZM59 34V36H60ZM61 34V35H62ZM67 34V33H66ZM82 34V33H81ZM80 34V35H81ZM89 34V33H88ZM6 35V36H8ZM14 35V34H13ZM12 35V37H13ZM20 35V34H18ZM25 35V38L28 36V38L30 37L31 33L28 34L26 36V34H23ZM33 35V34H32ZM40 35V34H39ZM45 35V33H44ZM47 35V34H46ZM51 35V34H50ZM48 35V36H50ZM57 35V34H55ZM68 35V34H67ZM73 35V34H72ZM71 35V36H72ZM91 35V33H90ZM89 35V36H90ZM99 35V34H98ZM104 35V34H103ZM106 35V34H105ZM264 35V34H263ZM3 36V35H1ZM0 36L1 40L2 37ZM3 36V37H4ZM5 36V37H6ZM21 36V35H20ZM35 36V35H34ZM41 36V35H40ZM43 36V35H42ZM78 36V35H77ZM76 36V37H77ZM87 36V35H85ZM96 36V35H95ZM177 36V35H176ZM5 37H4V40H5ZM16 37V36H15ZM13 37V38H15ZM18 37V36H17ZM32 37V36H31ZM37 37V36H36ZM46 37V36H44ZM52 37V36H51ZM82 37V36H81ZM80 37V38H81ZM106 37V36H105ZM104 37V38H105ZM24 36H21V37H18L16 38L15 40V44H14V41L12 40H8V39H11L10 37L8 39H6L2 44H1V48L2 50L9 52L10 51V47H11V41L13 42V44L16 46L15 47V50L17 48V46L19 47V50L21 53H24L23 49H27V48H24L28 42V45L30 47V40L31 38L29 39V41L26 42V40L28 38L25 39ZM49 38V37H48ZM74 38V36H73ZM79 38V37H77ZM80 38L78 39L80 41ZM83 38H87V37H84ZM33 39V38H32ZM37 39V38H36ZM57 39V38H56ZM67 39V38H66ZM98 39V38H97ZM107 39V38H106ZM263 39V42H261ZM0 40V41H1ZM35 40V39H34ZM45 40V39H44ZM50 40V38H49ZM52 40V39H51ZM50 40V42H51ZM54 40V39H53ZM62 40V39H61ZM72 40V39H70ZM84 40V39H83ZM82 40V41H83ZM103 40V39H102ZM33 41V40H31ZM38 41V39H37ZM35 41V42H37ZM42 41V39H41ZM77 41V40H76ZM101 41V40H100ZM261 42L258 44V42ZM44 42V41H43ZM53 42V41H52ZM56 42V41H55ZM68 42V40H67ZM73 42V41H72ZM86 42V41H85ZM83 42L85 45L86 43ZM34 43V42H32ZM61 43V42H60ZM70 43V42H68ZM67 43V45H69ZM75 43V42H74ZM80 43V42H79ZM99 43V42H98ZM45 44V43H44ZM62 44V43H61ZM100 44V43H99ZM27 45V46H28ZM34 45V44H33ZM36 45V43H35ZM34 45V47H35ZM37 45L40 46L37 42ZM49 45V44H48ZM65 45V44H64ZM73 45V43H72ZM71 45V47H72ZM83 45V44H82ZM84 45V46H85ZM3 46L7 49H3ZM32 46V44H31ZM47 46V45H45ZM43 46V47H45ZM54 46V44H53ZM63 46V45H62ZM78 46V45H77ZM13 47V45H12ZM11 47V48H12ZM33 47V46H32ZM42 47V46H41ZM42 47V48H43ZM52 47V46H51ZM71 47H70V51H71ZM174 47V48H173ZM196 47V48H195ZM228 47H230L228 45ZM37 49V47H35ZM66 48V47H65ZM73 48V47H72ZM77 48V47H76ZM100 48V47H99ZM102 48V47H101ZM194 48L196 50H194ZM13 49V48H12ZM30 49V48H29ZM27 50V53L29 54V52L31 53V49L30 50ZM61 49V48H60ZM78 49V48H77ZM1 50V49H0ZM9 50V51H8ZM14 49L12 51H15ZM33 50V48H32ZM38 50V49H37ZM62 50V49H61ZM73 50V49H72ZM100 50V49H99ZM176 50V51H175ZM230 48L226 51H229ZM264 50V49H263ZM17 51V50H16ZM15 51V52H16ZM29 51V52H28ZM36 51V50H35ZM33 51V52H35ZM43 51V50H41ZM48 51V49H47ZM63 51V50H62ZM61 51V52H62ZM83 51V50H82ZM14 52V53H15ZM19 52V51H18ZM17 52V53H18ZM55 52V51H54ZM175 52L177 54H175ZM1 53V51H0ZM11 53V51H10ZM20 53V54H21ZM25 53V54H27ZM43 53V52H42ZM53 53V52H51ZM73 53V52H72ZM82 53H85V52H82ZM171 53V52H170ZM4 54L3 52L1 53V55ZM13 54V53H12ZM27 54V55H28ZM34 54V53H33ZM33 54H31L32 56H34ZM37 54V53H36ZM50 54V53H49ZM55 54V53H53ZM62 53H60L61 55ZM68 54V52L66 53ZM71 54V53H70ZM81 54V53H80ZM165 54V52H164ZM163 54V55H164ZM8 55V54H7ZM5 54V56H7ZM10 55V54H9ZM8 55V56H9ZM16 55V54H15ZM14 57H18V56H15ZM24 55V54H23ZM21 55V56H23ZM39 55V54H38ZM46 55V54H45ZM52 55V54H51ZM50 55V56H51ZM74 55V53L72 54ZM70 55V57L72 56ZM77 55V53L75 54ZM74 55V59L77 58V56L75 57ZM99 55V54H98ZM255 55V56H253ZM11 56V55H10ZM20 56V57H21ZM26 56V55H24ZM31 56V57H32ZM41 56V55H40ZM53 56H56V55H53ZM63 56V55H62ZM65 56V55H64ZM79 56V55H78ZM166 56V55H164ZM163 56V57H164ZM170 56V54H169ZM173 56V57H175ZM225 56V57H226ZM255 58H253V57ZM2 57V56H1ZM18 57V59L20 58ZM29 57V56H28ZM27 56L25 58H28ZM39 57V56H38ZM52 57V56H51ZM61 57V56H60ZM59 57V58H60ZM69 58V55L67 56ZM66 57V59H67ZM82 57H83V54H82ZM102 57V56H101ZM171 57V56H170ZM224 57V58H225ZM12 58V57H11ZM23 58V59H25ZM73 59V56L71 57ZM80 58V57H79ZM165 59H168L169 57H164ZM253 58V59H252ZM263 58H264V55H263ZM261 56L260 58V62H261V59L262 61H264ZM1 59V58H0ZM4 59V57H3ZM21 59V58H20ZM19 59V60H20ZM31 59V58H30ZM53 59V58H52ZM63 59H65L63 57ZM71 60H68L67 64L70 62L71 63ZM73 59V60H74ZM81 59V58H80ZM79 59V60H80ZM97 59V58H96ZM101 59V58H100ZM225 58V60H227ZM22 60V59H21ZM35 60V59H34ZM34 60L32 63H34ZM38 60V59H36ZM49 60V59H47ZM55 57L54 59L51 61V59L49 61H51L53 64L55 62ZM60 61H62L61 59H59ZM170 60V58L168 59ZM224 60V59H223ZM224 60V61H225ZM2 61H5V60H2ZM25 61V60H24ZM41 61V60H40ZM65 61V60H64ZM97 61V60H95ZM177 61V62H178ZM36 62V61H35ZM38 62V61H37ZM50 62V63H51ZM82 62V61H81ZM85 62V61H83ZM98 62V61H97ZM170 62V61H169ZM3 63V62H2ZM26 63V62H25ZM24 63V65H25ZM31 63V64H32ZM49 63V64H50ZM63 63V62H62ZM73 63V62H72ZM99 63V62H98ZM172 63V62H171ZM176 63V62H174ZM256 63H259L256 61ZM19 64V63H18ZM16 64V65H18ZM28 64V63H27ZM40 65V63H38ZM57 64V62H56ZM61 64V63H60ZM59 64V65H60ZM66 63L64 64H61V65H65ZM66 64V67L69 65ZM74 64H75V61H74ZM78 64H80L78 62ZM100 64V63H99ZM262 64V63H261ZM260 64V65H261ZM264 64V62H263ZM15 67H18L16 66ZM33 65V64H32ZM36 64H34L35 66ZM43 65V64H42ZM71 65V64H70ZM95 65V63H94ZM103 65V64H101ZM172 65V64H171ZM203 66V64H200ZM255 65V66H254ZM52 67V64L50 65ZM56 66V65H55ZM72 66V65H71ZM78 66V65H77ZM84 66V65H83ZM106 66V64H105ZM103 66V67H105ZM170 66V64H169ZM176 66V64H175ZM194 66V65H193ZM249 66V67H248ZM259 66V64H258ZM257 66V68H258ZM31 67V66H30ZM38 67V66H37ZM50 67V68H51ZM62 67V66H60ZM66 67H64L66 69ZM75 68V66H73ZM98 67V66H97ZM177 67V66H176ZM68 68H71L70 66H68ZM77 68V67H76ZM80 68H81V65H80ZM80 68L78 67L77 68V71L79 70V73L80 71ZM84 68V67H83ZM102 68V67H101ZM202 70L203 68L200 67ZM204 68L206 69V66L204 65ZM256 68V67H255ZM253 68V69H255ZM256 68V69H257ZM31 69V68H30ZM36 69V67H35ZM38 69V68H37ZM39 69H40V66H39ZM53 69V67H52ZM50 69V70H52ZM93 69V68H92ZM91 69V70H92ZM177 69V68H176ZM193 69V70H192ZM200 69V70H201ZM204 69V70H205ZM251 69L252 71V67L249 68V70ZM33 70V69H31ZM46 70V69H44ZM74 70V69H72ZM103 70V69H102ZM199 70V69H198ZM198 70L196 72H198ZM258 70V69H257ZM30 71V70H29ZM38 71V70H37ZM40 71V70H39ZM35 72L33 74H36V73H40L42 74L41 72ZM69 71V70H67ZM75 71V70H74ZM101 71V70H100ZM254 71V70H253ZM48 72V71H46ZM55 72H57V69L55 70ZM63 71L61 70V73ZM70 72L71 69H70ZM68 73L67 72V77H63V74L65 75V73L61 74L60 71L58 72V76L59 75H62V77H57V74L50 72L49 75H48V78L45 77L44 74V77L46 78L45 80V85L44 86L45 88H41L40 91L42 93V90L44 89L46 91V96L45 95H41V97L43 98L45 96V100H42L45 102H41V99L40 100V104L37 102V100L35 101V96L34 98V101L32 100V102H26L27 99H29V95L27 92V99L26 97H24L26 99V104H29V105H26L25 102H19V101H14L16 102L14 104V108L13 109H7L9 108L8 105H7V108H2L3 110V116L4 119L2 120V124L0 123V134H4L6 135V137L3 136V139L0 140V148H2L1 150H3V158H1V162H0V165H3L5 166V168H3V170H1V167H0V264H87L88 261H91L90 259H88L86 256H87V249H91V248H87L84 247L85 244L87 243L86 242V239L88 240V238H86L85 234H87V231L85 232V230L83 229L82 231L81 230V226H82V223H85L87 222L85 219L88 217L85 218V214L86 211H88V209L84 210L85 209V206L83 207L84 209V217L81 215L82 213H79L78 211V207L80 206V204L78 203V207L76 208L75 205H74V209L76 208L77 211L75 212V214L78 212V214L80 216H82L81 218L82 221L80 220V218H77V216L74 214L75 216H72L68 217V220L65 221L66 222H63L64 223V227L65 229H73L72 231H68V232H59V234H64L63 236L66 238H64L63 240V236H59L55 233V231H52V228H54L55 225L58 224V221L59 219L57 218V224H55L52 228H48L47 229V226H46V229L45 230H41L42 232H37V234H31L30 235L28 234L29 232H26L25 229L22 230L20 225H21V220H23L25 218V216H29V214L31 213V211L33 210V208L35 207V205H37L36 203L37 202H40V201H37V199H39V195L43 198V194L42 193H46V191H44V189L48 186H46L47 184H49V182H51V184H54L55 181L58 180L57 177H59L60 175L62 176V174L64 173L63 170H61L63 173H60L59 172V168H57L55 165H57L56 163H60L62 164V169L68 167V166H72L73 163L72 161L74 160V155L75 153H77L78 151H80L81 153L83 154H80V155H84L85 157L83 158V160H75L74 162H76V166L75 168L77 167L78 165V162L81 161L80 165H81V168L78 170L76 168L77 171H80L79 172V179L83 180L84 177H88L90 178V181H92V183L90 184L88 182L89 179H87V182L92 185L93 182H97V180L101 177H104L106 176V178L103 180H101L99 182V187H98V190L97 188H95V184L92 185L94 186L93 187V190H94V193L95 191L97 190V193H95V195L97 196V200H98V197H103L104 195L108 198L107 200H110L112 201L113 198L115 197L116 195V192L118 193V190H119V193L117 195V197L115 198L116 201H119L121 199V196L122 194H125V193H128L131 188L134 186L133 184H135L133 181L135 180L136 182V179H139V178H136L134 179L136 176L137 173H139L141 170H144L143 168H146L147 166H149V162L148 164H146V162L149 160L148 157L149 154L153 151L151 148H154L153 146L155 145V143H157V139L154 138L152 142H150V144H148L147 146H143L142 143H141V140H139L137 138L136 140V147L134 148V150L129 153V154H126V162L124 164V166L120 165V163H122L123 161V158L124 156H120L122 154H120V149H119V154L118 152L116 153V149H118V146H119V140H118V135H119V131H117L116 133H118V135H115L117 138L114 139L115 140H112L110 143L108 142H105L108 141V139L110 140L113 136V133H112V136H109L108 134V127L111 126V124H114L112 121V123L109 125V124H105L107 119H109V117L107 119H103V115H105L106 111L103 112L105 110L104 107V104L107 102L113 104L114 106V103L117 104V102H119V104H124V103H129L130 99L127 101V97L128 95L127 94H121L120 92L118 93V96L121 98V96L119 94L122 95V97L124 95H127L125 96V98H121L122 100H124V102H122L118 97L116 98L119 99V101H116L114 102L113 100L115 99V95L116 94H113L112 92L113 91H110L111 92V95L113 94L115 97L111 96L110 93H108L110 96L107 95V97L105 96L104 98H107L104 102V104L102 103V105L104 106H101L99 107L100 109L97 110V107H95V101L94 99H89L90 97H88L87 99L88 100H91L92 101V104L94 103V108L92 109V113H91V109H88L87 110H90L89 112H86V109H85V112L83 113L80 112L79 108L81 107V109H84L85 107H87L85 105V107H82V106H76V108L78 109L79 111V114H77L76 112H73L75 115H79V118L81 117V114L83 115L82 117H85L83 118V120H80V123H77L76 124V121L73 122V119H72V122H70L72 130L74 129V132H66L65 133V128L67 126H65L64 124H62V128H64V131L60 130V126L59 124L56 126L53 124L52 120L51 124H53L54 126L56 127H52V125H50L51 129H53V131L51 130V133L47 130H49V117H50V114L52 115V110H54V106L53 103L55 102H51V97L53 99V96H54V93L55 95L57 94L56 92V87L57 85H59V83L61 82V84L64 82L65 84V81L66 80V84L65 86L63 85H59L61 86V89L64 87H68L70 86V88H77V86H75V78L77 77H74L73 75V72L72 74L71 73ZM91 72H94V71H91ZM96 72V71H95ZM99 72V71H98ZM203 72V71H201ZM200 72V73H201ZM257 72V71H255ZM253 72V74L255 73ZM45 73V72H44ZM60 73V74H59ZM77 73V72H76ZM84 73V72H83ZM81 73V74H83ZM101 73V72H100ZM99 73V74H100ZM177 73H179L177 71ZM206 73V71L204 72ZM30 74V73H29ZM46 74V73H45ZM75 74V73H74ZM94 74V73H93ZM181 74V72H180ZM196 74V75H194ZM251 74V73H250ZM76 75V74H75ZM78 75V73H77ZM92 75V73H91ZM103 75V74H102ZM182 75H178V77L182 76ZM203 74H201L202 76ZM30 76V75H29ZM28 76V77H29ZM80 76V75H79ZM97 76V75H96ZM101 76V74H100ZM196 76V77H195ZM204 76V75H203ZM205 76H208V75H205ZM205 76L203 78H205ZM36 77H37V74H36ZM34 77V78H36ZM39 77V76H38ZM37 77V78H38ZM43 77V78H44ZM94 77V76H93ZM180 81L181 79L183 78H180ZM194 77V78H193ZM200 76H198L199 78ZM209 77V76H208ZM32 78V77H31ZM30 78V79H31ZM41 78V75L40 77ZM38 78V81L40 80ZM80 78V77H79ZM86 78H88L86 76ZM85 78V79H86ZM98 78V77H97ZM104 78V77H103ZM102 78V79H103ZM63 79V82L62 80ZM78 79V78H77ZM84 79V80H85ZM94 79V78H92ZM100 79V78H99ZM101 79V80H102ZM185 79V78H183ZM206 79V78H205ZM204 79V80H205ZM35 80V79H34ZM37 80V79H36ZM35 80V81H36ZM42 80V79H41ZM40 80V81H41ZM83 80V77H82V81ZM90 80V79H89ZM104 80V79H103ZM184 80V81H186ZM209 80V78H208ZM30 81V80H29ZM43 81V80H42ZM41 81V82H42ZM94 81L96 82V80L94 79ZM196 81V79H195ZM39 82V84L41 83ZM91 82V80H90ZM102 82V81H101ZM100 82V83H101ZM155 82V81H153ZM152 82V83H153ZM183 83V81H181ZM180 82V83H181ZM203 82V81H202ZM44 83V82H43ZM77 83V81H76ZM83 84L79 85L78 86V89H76V91L80 92L81 93V96L80 98L82 97H86L88 96L89 91L92 89L91 87L89 88V81L86 83V81L82 82ZM99 83V84H100ZM103 83V82H102ZM151 83V84H152ZM181 83V84H182ZM201 83V82H200ZM96 84V83H95ZM147 84V83H146ZM145 84V85H146ZM202 84V83H201ZM204 84V83H203ZM36 85V84H35ZM56 85V86H54ZM94 85V84H91V86ZM98 85V83H97ZM157 85V84H156ZM246 85L248 86L247 88H249V85L247 84L246 82ZM42 86V84H41ZM102 86V84H101ZM100 86V87H101ZM154 86V85H153ZM93 87V86H92ZM147 87V85H146ZM149 87V86H148ZM245 87V86H244ZM40 88V87H39ZM60 88V87H59ZM59 88L57 87L58 91H59ZM63 88V89H64ZM69 88V89H70ZM89 88V89H87ZM102 88V87H101ZM104 88V87H103ZM106 88V87H105ZM120 88V87H119ZM117 88V89H119ZM150 88V87H149ZM152 88V87H151ZM150 88V89H151ZM194 88V87H193ZM25 89V88H24ZM60 89V91H61ZM68 88L65 89V91L67 90ZM98 89V88H97ZM116 89V90H117ZM135 89V88H133ZM138 89V88H137ZM136 90H133V93H136ZM147 89V88H146ZM145 89V90H146ZM149 89V90H150ZM28 90V89H26ZM35 90V89H34ZM71 90V89H70ZM89 90V91H88ZM247 90V89H246ZM36 91H39L38 89V85H37V89ZM44 91V92H45ZM64 91V92H65ZM73 91V90H72ZM75 91V89H74ZM121 91V90H120ZM125 91H128V90H125ZM132 91V90H131ZM156 91V90H155ZM244 91H245V94H244ZM250 91H252L250 89ZM24 92H22L21 94H23ZM32 92V91H30ZM43 92V93H44ZM63 91H61V93H64ZM115 92V91H114ZM117 92V91H116ZM146 92V91H145ZM158 92V91H157ZM39 93V92H38ZM73 93V92H72ZM95 93V92H93ZM92 93V94H93ZM102 93V91H101ZM103 93H105L103 91ZM126 93V92H125ZM133 93L131 92V95H133ZM140 93V91L138 92L137 91V94ZM142 93H143V90H142ZM248 93V92H247ZM251 93V92H250ZM35 94H37V92H35ZM69 94V93H68ZM67 94V95H68ZM99 94V93H97ZM96 94V95H97ZM106 94V93H105ZM129 96L130 93L128 92ZM141 94V93H140ZM154 94V93H153ZM158 94V93H157ZM32 95V93H31ZM70 95V94H69ZM72 95V94H71ZM77 95V94H75ZM144 94H142L141 96H138L139 97H142ZM159 95V94H158ZM252 95V94H251ZM25 96V95H24ZM39 97V95H36ZM58 96V94H57ZM62 96V95H61ZM65 96V95H63ZM79 96V95H77ZM92 96V95H91ZM134 96V98H133ZM131 96L132 99H135V96L137 95H133ZM145 96V95H144ZM144 96H143V100L144 101ZM149 96V94H148ZM156 96V94H155ZM22 97V95H21ZM31 97V96H30ZM93 97V96H92ZM91 97V98H92ZM98 97V96H97ZM102 98V96H99V98ZM252 97V96H251ZM40 98V97H39ZM79 97L77 99H80ZM95 98V96H94ZM98 99V100H101ZM151 98H153L151 96ZM150 98V99H151ZM173 98H177V97H173ZM20 99V97H19ZM38 99V98H37ZM55 99V98H54ZM57 101H58V98H56ZM69 99V98H68ZM96 99V98H95ZM103 99V98H102ZM131 99V101H132ZM147 99V98H146ZM178 100L181 99L180 97L177 98ZM253 99V97H252ZM9 100V99H8ZM66 100V99H65ZM104 100V99H103ZM102 100V101H103ZM137 100V98H136ZM138 100H140L138 98ZM137 100V101H138ZM198 100V99H197ZM54 101V100H52ZM56 101V100H55ZM81 102L79 103H82L83 100L80 99ZM87 101V100H86ZM90 101V102H91ZM97 101V100H96ZM113 101V102H112ZM121 101V102H120ZM127 101V102H126ZM150 101V100H148ZM181 101V100H180ZM262 101H264V98L262 99ZM64 102V101H63ZM89 102V101H88ZM89 102V103H90ZM101 102V101H100ZM135 102V101H134ZM133 102V103H134ZM139 102V101H138ZM137 102V106H142V102L141 103H138ZM146 102V101H145ZM153 102V101H152ZM155 102H156V99H155ZM175 102L176 104V100L173 101ZM172 102V103H173ZM58 102H56L57 104ZM61 101H59L58 104H60ZM73 103V102H72ZM77 103V102H76ZM87 103V102H86ZM97 103V102H96ZM99 103V102H98ZM131 103V102H130ZM144 103V102H143ZM254 103V104H253ZM12 104V102L10 103V105ZM54 104V105H56ZM65 104V103H64ZM78 104V103H77ZM76 104V105H77ZM91 104V103H90ZM88 104V106L90 105ZM91 104V105H92ZM105 104V105H106ZM110 104V105H111ZM115 104V106H116ZM120 104V105H121ZM139 104V105H138ZM145 104V103H144ZM1 105V104H0ZM4 105V104H3ZM2 105V106H3ZM62 105V103H61ZM66 105V104H65ZM80 105V104H79ZM99 105V104H97ZM101 105V104H100ZM108 105V104H107ZM127 105V104H124L122 107L120 108H124V106ZM132 105V103H131ZM148 105V104H147ZM157 105V103H156ZM5 106V105H4ZM3 106V107H4ZM60 106V105H59ZM59 106L57 105V111L59 109ZM68 106V105H67ZM128 106V105H127ZM134 106V105H133ZM132 106V107H133ZM154 106V105H153ZM12 107V106H10ZM54 107V108H53ZM79 107V108H78ZM112 106H110L111 108ZM118 107V109H119ZM56 108H55V116H58L56 120H58L59 118V115L58 112L56 111ZM67 108V107H66ZM65 108V109H66ZM69 108V107H68ZM67 108V109H68ZM75 108V107H74ZM109 107L107 106V109ZM109 108V109H110ZM117 108V106H116ZM115 107H113V109L117 110ZM131 108V106H130ZM136 108V107H135ZM140 108V107H139ZM153 108V107H151ZM181 108V107H180ZM60 109H63L62 107H60ZM59 109V110H60ZM66 109V111H67ZM121 109V110H122ZM138 109V108H137ZM154 109V108H153ZM158 110V108H155V110ZM0 110H1V107H0ZM112 109H110L111 111ZM120 110V109H119ZM120 110V111H121ZM128 110V109H127ZM148 110V109H147ZM75 111V110H74ZM108 111V110H107ZM114 111V110H113ZM112 111V112H113ZM119 111V112H120ZM123 111V110H122ZM125 111V109H124ZM151 111V110H150ZM60 112V111H59ZM118 112V113H119ZM127 112V111H126ZM2 113V112H1ZM69 113V111H68ZM67 113V114H68ZM105 113V114H104ZM111 113V112H110ZM149 113V112H148ZM146 113V114H148ZM154 113V112H153ZM113 114V113H112ZM115 114V113H114ZM152 114V113H151ZM62 115V114H61ZM75 115V116H76ZM108 115V114H107ZM111 115V114H109ZM117 115V114H116ZM65 116V115H64ZM69 116H70V113H69ZM112 116V115H111ZM119 116V115H118ZM52 117V116H51ZM63 117V116H61ZM72 117V116H71ZM74 117V116H73ZM81 117V118H82ZM76 118V117H75ZM113 118H114V115H113ZM112 118V119H113ZM119 118V117H118ZM127 118V117H126ZM123 119V120H126ZM1 119V117H0ZM52 119H54L52 117ZM64 119V118H63ZM77 119V118H76ZM75 119V120H76ZM111 119V118H110ZM111 119V120H112ZM121 119V118H119ZM191 119V120H192ZM234 119V121H235ZM51 120V119H50ZM55 120V121H56ZM62 120V119H60ZM69 120V118H68ZM66 120V121H68ZM105 122H104V121ZM110 120V121H111ZM146 120V119H145ZM144 120V121H145ZM149 120V119H148ZM54 121V122H55ZM65 121V122H66ZM70 121V120H69ZM79 121V119L77 120ZM109 121V120H108ZM117 121V120H116ZM119 121V120H118ZM153 121L152 124L150 122L151 125H154L155 123H157V121L154 123V120H151ZM59 122V121H57ZM56 122V123H57ZM122 122V121H121ZM128 122V120H127ZM145 125L147 124V121H145ZM109 123V122H108ZM118 124V122H116ZM115 123L116 126H118L117 124ZM123 123V122H122ZM154 123V124H153ZM69 124V123H68ZM121 124V123H120ZM126 124V123H125ZM143 124V123H142ZM64 125V127H63ZM73 125V127H72ZM109 125V126H108ZM140 125V124H139ZM148 125V126H147ZM146 125V129H148L147 127H150L149 123ZM115 126V127H116ZM125 126V125H124ZM123 126V127H124ZM144 126V124H143ZM142 126V127H143ZM59 127V128H58ZM112 127H114V125H112ZM114 127V132L116 129H118L120 126H118V128H115ZM122 127V126H121ZM145 127V126H144ZM141 128L142 129H144ZM47 128V130H46ZM61 128V129H62ZM139 128V126H138ZM69 129V128H68ZM110 129V128H109ZM61 132H64V133H61ZM70 130V129H69ZM111 130V129H110ZM112 130V131H113ZM125 130V129H124ZM139 130V129H138ZM152 130V129H151ZM155 130V129H153ZM233 130V129H232ZM231 130V131H232ZM68 131V130H67ZM121 131V129H120ZM123 131V130H122ZM121 131V132H122ZM144 131V130H143ZM50 134H49V133ZM110 132V131H109ZM124 132V131H123ZM89 133V134H88ZM106 133H108V137L109 138H106L105 140H101V142H98L97 140L101 137V138H104V137H107ZM84 134H88L87 135V138L86 139H81L82 137H84ZM115 134V133H114ZM124 134V133H123ZM83 135V136H82ZM106 135V136H105ZM130 135V134H129ZM127 135V137L129 136ZM1 136V135H0ZM82 136V137H81ZM103 136V137H102ZM121 135H119L120 137ZM232 136V137H231ZM111 137V138H110ZM122 137V136H121ZM2 138V137H1ZM124 138V137H123ZM130 139V138H128ZM141 139V138H140ZM207 140V139H206ZM205 141V138L204 140ZM160 143V142H159ZM157 143V144H159ZM164 143V142H162ZM162 143L159 144L161 145L162 147ZM206 143V142H205ZM74 144H77L78 145V148L75 149V151L78 149L77 152H75L73 149V146ZM181 144V142H180ZM178 143V152H177V155L180 157V160L183 161V158H181V153L183 151V148H182V145H180ZM207 145H209V141L206 143ZM118 145V146H117ZM72 147V151H70L69 153L71 154L72 152L73 153V158L71 159V157H69L70 155H68V153L66 154L67 149L66 148H69V147ZM122 146V144H121ZM125 147L122 148L124 151L125 148H126V143L124 145ZM248 146H250V150H251V153H250V156L252 155L251 158H248L247 159V149H248ZM75 147V145H74ZM160 148V147H158ZM66 149V150H65ZM156 149V148H155ZM154 149V150H155ZM0 150V152H1ZM152 150V151H151ZM159 151V149H157ZM161 150V148H160ZM249 150V151H250ZM66 151V152H65ZM121 151V153H123ZM151 151V152H150ZM162 151V150H161ZM157 153V152H156ZM152 154V153H151ZM249 154V152H248ZM0 155V156H1ZM79 155V154H78ZM76 156V157H79V156ZM8 156V157H7ZM23 156L24 158L27 157V156H30L31 158V165L33 167V169H36L39 173V177L36 178L33 182L32 181H29L31 184H29L28 186H26V188L24 187L23 183H24V173H26V171L23 172V169L20 164V167L22 169L17 170L15 169V165H14V161L17 159V157H21ZM249 156V157H250ZM83 157V156H82ZM81 157V158H82ZM5 158H8V160H6ZM28 158V157H27ZM20 159V158H19ZM26 159V158H25ZM29 159V158H28ZM40 159H42L43 161L41 162ZM78 159V158H77ZM80 159V158H79ZM152 159V158H151ZM21 160H24L23 158H21ZM20 160V161H21ZM27 160V159H26ZM30 160V159H29ZM27 160V161H29ZM147 160V161H146ZM244 160V162L247 163V167L246 165L244 166L245 163H243V170H240V171H243L241 172V174L238 172L239 171V168L242 169L240 166H242V161ZM18 161V160H17ZM27 161H21L24 162V165H25V162L27 163ZM71 161V162H70ZM152 161V160H151ZM70 163H73L72 165H68ZM17 162H15L16 164ZM150 164H152V162H150ZM23 165V163H22ZM23 165V166H24ZM78 165V167L80 166ZM146 165V167H144ZM203 165V166H202ZM109 166H111V168H109ZM29 167V166H28ZM59 167V166H58ZM151 167V165H150ZM203 167V168H202ZM25 168V167H24ZM27 168V166H26ZM60 168V169H61ZM72 169V167H70ZM124 168V169H123ZM31 169V168H30ZM67 169V168H66ZM109 169V170H108ZM149 169V168H148ZM202 169V170H201ZM29 169H27L28 171ZM32 170V169H31ZM31 170L30 171V174H31ZM70 170V169H68ZM75 170V169H74ZM75 170V171H76ZM147 170V168H146ZM34 171V170H33ZM32 171V172H33ZM36 171V172H37ZM66 171V170H64ZM74 171V172H75ZM145 171V170H144ZM196 171V172H195ZM199 171V172H198ZM34 172V173H36ZM70 172V171H69ZM73 172V170H72ZM71 172V173H72ZM147 172V171H146ZM213 173L212 175V178L209 182L208 181V177H209V173ZM226 172L228 175H229V179L227 181V183H225L224 181H222L221 179V176H220V173H224ZM33 173V174H34ZM58 173L60 174L58 176ZM27 174V173H26ZM29 174V175H30ZM66 174V173H65ZM64 174V175H65ZM70 174V173H69ZM140 174V173H139ZM137 174V176L139 175ZM35 175V174H34ZM77 175V176H78ZM240 176V184H239V191H237V200L236 202L231 199V201L233 200L235 202V204L237 203L235 209L233 210V213L231 218H233L234 220H236L235 222H233L234 224L227 230L226 226H225V220L227 218V216H229V211L232 210V208H234L233 206H231V202H230V197L233 198V194H229L231 192V189L233 188L234 186V183L237 181V179L239 178L238 176ZM60 176V177H61ZM74 176V175H73ZM76 176V177H77ZM136 176V177H137ZM145 176V175H144ZM26 177H28L26 175ZM59 177V180L62 179ZM63 177V176H62ZM71 177V175H70ZM33 178V177H32ZM69 178V176H68ZM74 178V177H73ZM86 178L84 180H86ZM145 179V177H143ZM34 179V178H33ZM29 180V179H28ZM27 180V181H28ZM31 180V179H30ZM73 181L75 179H72ZM79 180V181H80ZM83 180V181H84ZM142 180V179H141ZM67 181V180H66ZM72 181V182H73ZM76 181V180H75ZM74 181V182H75ZM78 180L76 182H79ZM80 182L81 184H86L87 182H84L83 183ZM201 181H204V184L207 182V185H208V194H209V199L206 200V201H201L199 202V196H198V186L200 187L199 185V182ZM54 182V183H52ZM61 183V181H58ZM64 182V181H63ZM71 182V181H70ZM73 182V183H74ZM26 183V182H25ZM24 183V184H25ZM59 183V184H60ZM67 183V182H66ZM72 183V184H73ZM98 183V182H97ZM27 184V183H26ZM50 184V185H51ZM57 184V183H56ZM68 184V183H67ZM71 184V185H72ZM76 183H74L75 185ZM84 184L81 185L85 188H83L85 190V194L86 193V188L88 187V190H89V185L86 187ZM201 184V183H200ZM45 185V187H44ZM58 185V184H57ZM63 185V184H62ZM80 185V184H79ZM97 185V184H96ZM54 186V185H52ZM76 186V185H75ZM43 188L40 189V188ZM25 188V189H24ZM49 188V187H48ZM76 188H78L79 190H81V188L77 185ZM91 186H90V190H91ZM116 188V189H114ZM118 188V190H117ZM39 189L40 191L42 190V192H40L39 194ZM44 191V192H43ZM83 191V190H81ZM234 191V190H233ZM236 191V190H235ZM47 192H48V189H47ZM89 192V191H87ZM239 192V193H238ZM22 193L24 195H22ZM83 193V192H82ZM83 193V194H84ZM91 192L88 193V195L90 194ZM236 193V192H235ZM82 194V195H83ZM18 195V196H17ZM46 194H44L45 196ZM232 195V196H231ZM95 196V198H96ZM230 196V197H229ZM236 195H234V198H235ZM40 197V198H41ZM99 197V198H100ZM105 197V198H106ZM13 198H15L16 200H14L13 202ZM49 198V197H48ZM47 198V199H48ZM54 198V197H52ZM78 197L75 198V201ZM80 198V197H79ZM85 198H87V196H85ZM105 198L104 199H101V200H104L103 202H105ZM21 199V200H20ZM51 199V198H50ZM81 199V198H80ZM79 199V200H80ZM84 197L82 196V199L81 201H83ZM88 199V198H87ZM86 199V201H87ZM236 199V198H235ZM17 200H20L19 204L17 205V203H15V201ZM40 200V199H39ZM52 200V199H51ZM79 200L77 199V202H79ZM85 200V199H84ZM93 200V199H92ZM100 200V199H99ZM98 200V201H99ZM100 200V203H103L101 202ZM44 201V200H43ZM54 201V200H53ZM232 201V202H233ZM42 202V201H41ZM51 202V201H50ZM95 202V207L97 206L96 203H98L97 201H94ZM233 202V204H234ZM84 203V201H83ZM86 203V202H85ZM89 203V200L88 202ZM108 203V202H107ZM49 203H47L48 205ZM56 204V203H55ZM74 204H77V203H74ZM90 204V203H89ZM89 204H86L88 205L89 207ZM104 204V203H103ZM102 204V205H103ZM110 204V203H109ZM234 204V206H235ZM39 205V204H38ZM42 205V204H41ZM85 205V204H84ZM101 205V204H100ZM105 205V204H104ZM107 205V204H106ZM82 206V205H81ZM81 206L79 208H81ZM231 206V208H230ZM40 207V206H39ZM50 207V206H49ZM90 207H94L92 204L90 205ZM37 208V207H36ZM43 208V207H42ZM72 208V207H71ZM102 208V207H101ZM82 209V208H81ZM92 211L93 208H91ZM98 209V208H96ZM35 210V208H34ZM42 210V209H41ZM45 210V209H44ZM48 210V209H47ZM43 211V210H42ZM90 211V210H89ZM88 211V214L91 215V211L89 212ZM34 212V211H33ZM47 212V211H46ZM45 212V213H46ZM232 212V211H231ZM70 213H71V210H70ZM35 214V213H34ZM43 214H44V211H43ZM47 215V214H46ZM37 216V214H36ZM43 216V215H42ZM229 216V217H230ZM32 217V216H31ZM30 217V218H31ZM39 218V216H38ZM43 218V217H42ZM47 218V217H45ZM49 218V217H48ZM53 218V217H52ZM70 218V219H69ZM33 220V218H31ZM37 219V218H36ZM56 219V218H55ZM62 219V218H61ZM90 219V218H89ZM27 220V219H26ZM51 220V219H50ZM96 220V219H95ZM39 221V220H38ZM45 221V220H44ZM55 221V220H54ZM80 221V223L78 224V222ZM37 222V221H36ZM40 222V221H39ZM46 222V221H45ZM44 222V223H45ZM51 221H49V224H50ZM53 222V221H52ZM41 223V222H40ZM39 223V224H40ZM48 223V221H47ZM54 223V222H53ZM35 224V222H34ZM42 225H43V222H42ZM52 225V223H51ZM63 225V224H62ZM23 226V225H22ZM50 226V225H48ZM84 226V225H83ZM82 226V227H83ZM27 227V226H26ZM40 227H41V224H40ZM57 227V226H56ZM29 228V227H28ZM27 228V229H28ZM35 228V227H34ZM44 228V227H42ZM84 228V227H83ZM30 229V228H29ZM51 229V231H50ZM36 230V229H35ZM55 230V229H54ZM29 231V230H28ZM35 232V231H34ZM91 234V233H90ZM106 234V233H105ZM110 234V233H108ZM132 234V233H131ZM142 234V233H141ZM145 234V233H144ZM148 234V233H147ZM29 235V236H28ZM54 235H57L56 237ZM95 235V234H94ZM93 235V236H94ZM127 235V234H125ZM136 235V234H135ZM134 235V236H135ZM140 235V234H139ZM143 235V234H142ZM140 235V236H142ZM101 236V235H100ZM108 236V235H107ZM117 236V235H116ZM121 236V235H120ZM129 236V235H128ZM90 237V236H88ZM115 237V235H114ZM114 237L113 240H114ZM133 235L131 236V239H132ZM137 237V236H136ZM135 237V240L138 239ZM99 238V237H98ZM97 238V239H98ZM142 238V237H141ZM140 238V239H141ZM149 238V239H150ZM92 239V238H91ZM125 239L128 240L125 236ZM147 239V238H146ZM153 239H151L152 241H154ZM90 240V238H89ZM102 240V239H101ZM105 240V239H104ZM102 240V241H104ZM109 240V239H108ZM112 240V239H110ZM116 240H118V238H116ZM155 240V241H156ZM96 241V240H94ZM101 241V242H102ZM125 241V240H124ZM133 241V240H132ZM131 241V242H132ZM152 241L149 240V242L153 243ZM98 241H96L97 243ZM107 242V241H106ZM135 242V241H134ZM134 242H132L134 244ZM143 242V240H142ZM160 242H155L157 243L158 245L160 244ZM93 243V241H92ZM104 243V242H103ZM109 243V242H107ZM127 243V245H129L128 241L125 242V244ZM137 243V242H136ZM144 243V242H143ZM142 243V244H143ZM150 243V245H151ZM133 244H130V245H133ZM88 245V244H87ZM86 245V246H87ZM95 245V244H94ZM135 245V244H134ZM144 245V244H143ZM147 245V244H146ZM149 245V244H148ZM153 245V244H152ZM89 246H90V241H89ZM126 246V245H125ZM139 247V245H137ZM136 246V247H137ZM142 246V245H141ZM161 246V245H160ZM91 247V246H90ZM100 247V246H99ZM135 247V246H133ZM133 247H123V248H126V249H129L133 250ZM135 247V249H136ZM137 247V248H138ZM143 247V246H142ZM145 247V246H144ZM147 247V246H146ZM153 247V246H152ZM151 247V249H152ZM98 248V247H97ZM96 248V249H97ZM102 248V247H101ZM132 248V249H131ZM163 248V247H162ZM75 249V250H74ZM95 249V247H94ZM141 248H139V251ZM143 249V248H142ZM145 249V248H144ZM143 249V250H144ZM150 247H147L144 251L142 250L141 251V254H139V256L137 255L138 252L136 255L137 257L134 258L133 260L131 258H129V255L127 256V254L130 253V251L128 252H124L126 251L124 249V253H122V250H120L121 252L119 253L118 250L117 251H110V253L112 252V254H108L110 256H106L107 259L105 260V262L107 264H159V263H162L161 259L159 256H157V252L155 253H152ZM163 248V250H165ZM76 251V252H73ZM99 250V248H98ZM154 250V249H153ZM156 250V249H155ZM161 250V249H160ZM89 251V250H88ZM91 251V250H90ZM95 251V250H94ZM101 251V250H100ZM99 251V252H100ZM109 251L107 253H109ZM138 250H136L135 252H137ZM167 251V252H168ZM70 252V253H69ZM72 252V253H71ZM93 252V251H92ZM96 252V251H95ZM105 252V253H106ZM134 251L132 252L133 255H135ZM166 251H164L165 253ZM166 252V253H167ZM90 253V252H89ZM169 253V254H170ZM71 254V255H70ZM95 254V253H94ZM98 254H101V253H98ZM131 254V253H130ZM161 254V253H160ZM168 254V253H167ZM166 254V256H167ZM133 255L131 256L133 258ZM163 255V254H162ZM94 256V255H93ZM104 256V255H103ZM126 256L131 259V260H127L128 258H126ZM89 257V255H88ZM105 257V258H106ZM162 257V256H161ZM97 259L95 260H100L98 259V257L96 256ZM101 258V257H99ZM168 258V257H166ZM165 258V259H166ZM94 259V258H93ZM101 259H104V258H101ZM94 260V261H95ZM164 260V258H163ZM97 261V262H98ZM161 261V262H160ZM165 261V260H164ZM96 262V264H97ZM104 262V261H103ZM102 262V263H103ZM166 262V261H165ZM178 262V261H176ZM175 262V263H176ZM93 263V262H92ZM105 263V264H106ZM89 264V263H88ZM95 264V263H94ZM100 264V263H99Z\"/></svg>",
	"mask_w": 264,
	"mask_h": 264
}]
</instances>
